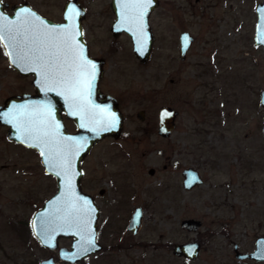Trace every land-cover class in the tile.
<instances>
[{
  "label": "rangeland",
  "instance_id": "obj_1",
  "mask_svg": "<svg viewBox=\"0 0 264 264\" xmlns=\"http://www.w3.org/2000/svg\"><path fill=\"white\" fill-rule=\"evenodd\" d=\"M4 1L10 7L20 2ZM34 1L47 17L61 19L65 0ZM82 1L88 9L85 38L92 54L105 60L102 88L120 97L126 122L121 138L102 140L83 163L84 191L97 185L104 249L77 264H264L235 257L236 246L252 252L264 237V49L255 43L256 7L264 0H160L150 17L155 42L145 64L128 34L113 36L111 0ZM184 31L195 41L183 61ZM29 77L10 66L0 43V104L32 91ZM164 105L180 117L162 141L157 127ZM141 109L146 122L137 117ZM40 159L10 142L0 126V264H39L50 256L70 264L42 247L32 231L34 212L57 191ZM187 167L204 180L190 191L182 186ZM138 206L144 217L135 235L127 227ZM185 219L202 226L184 230ZM195 240L203 242L197 260L173 254L176 243ZM60 246L70 247L71 239Z\"/></svg>",
  "mask_w": 264,
  "mask_h": 264
},
{
  "label": "water",
  "instance_id": "obj_2",
  "mask_svg": "<svg viewBox=\"0 0 264 264\" xmlns=\"http://www.w3.org/2000/svg\"><path fill=\"white\" fill-rule=\"evenodd\" d=\"M121 0H112V9L116 15V20L112 25L111 31L114 36H118L122 33L128 34L133 42V51L140 60L141 63L145 64L151 60L153 45L155 42V35L150 24V16L154 10H156L159 5V0H153L152 4L148 7L147 12L144 16V27H143V39L139 38V33L137 36L133 35L132 31L128 30V26L123 24L121 19ZM75 7L76 11L80 14L79 16L73 15L72 20H67L66 16L69 14V10ZM11 8V12H9ZM27 9L30 12H34L36 17H27L31 25L37 26L40 31L44 30V27L53 28L60 25L68 24L69 26H75V28L81 33L76 37L78 43L83 46L82 51L85 60L88 62V71L90 74L94 73L95 78L92 79V87L90 94H87L86 99L89 107L104 108L108 109L109 112L114 113L117 117V122L112 124L110 121H103L100 124L88 123L86 127H81L82 121L80 116L72 115L71 112L75 109L70 107V100L66 98V95H58L57 93L61 91L57 88L56 91H48L40 86V77L37 72L25 71L23 70V65L19 67L12 61L14 56H9L8 53L12 52V47L7 41H0L4 51L6 53L8 62L13 69L22 76H34L35 80L33 85L35 87V94L23 93L21 95H14L7 98L3 104L0 105V125L8 127L7 139L11 142L20 144L26 148L36 150L41 158V163L44 166L45 173L47 175L53 176L56 179L57 191L56 193L47 199L43 206L36 210L32 216V231L35 238L38 240L40 245L51 252H58V257L60 261L67 262L70 264H77L87 257L99 253L103 246L99 242V217L100 208L96 203L93 196L83 191L82 180L84 177L83 162L90 155L93 148L105 138L119 139L124 130V115L120 110L119 103L117 99L109 94H106L99 87V83L105 74V60L103 58H94L90 54V48L85 38V28L84 20L86 18V10L79 5L77 0L69 1L64 8V21L55 22L50 18H46L39 14L29 3L22 4L20 6L13 5L10 7L9 2L0 0V14L6 16L9 21L16 20L19 18L20 13ZM257 13V23L255 27V43L256 45L262 46L264 49V1L259 3L256 7ZM40 20L45 22V25H40ZM6 22V21H5ZM135 31V29H133ZM188 36L187 45L184 44L183 37ZM29 40L32 39L31 34H29ZM181 47H180V58L182 60L186 59V53L192 43L194 42V37L189 32L182 33L180 37ZM95 65V68H92ZM37 104H50L52 112L54 114V122H58L60 125L59 134L62 137L70 138L71 140L80 141V144L73 145V156H72V172H73V192L74 201L76 207L80 209L79 215L87 221V230L83 233L84 240L93 239L95 247L88 251L87 253H80L81 244H84V240L81 239V234L78 232L75 226L68 227L64 223V217L67 213V205L65 203V179L63 174L57 176L55 174L59 169H53L49 164L46 163L45 157L41 156V147L30 146L34 144V141L22 142L23 137L20 130L17 129L14 123H8V121L2 118L3 114L11 112L14 108L19 109L24 105H37ZM260 104L264 108V90L260 93ZM170 113L169 116H164V113ZM179 112L170 106H163L159 111V134L163 137H169L172 131L176 127V119ZM65 115V117H64ZM139 118L144 119V111L139 112ZM66 119L71 120L75 126L76 131L72 132L68 129L66 125ZM264 122V116H263ZM264 135V125L262 128ZM153 169L150 173H153ZM196 176V181L188 186V181L192 176ZM204 181L200 173L194 168H188L184 171V188L190 190ZM87 201V203H85ZM139 213V216H137ZM143 212L140 207L136 208L134 211L131 221L129 223L128 229L133 231L135 234L139 231L142 223ZM202 226V222L196 219H185L181 222V227L184 230L196 232ZM54 235V239L51 240V246L45 241L49 236ZM62 239H71V246L64 247L60 246V241ZM256 248L252 252L243 253L235 248V257L238 260H252L260 263H264V237H260L255 242ZM88 247V245H84ZM201 245L198 242H189L183 244H176L174 248V254L179 257H185L189 260H196L199 256ZM77 254V255H73ZM70 257V258H66ZM39 264H57L54 256H50L43 259Z\"/></svg>",
  "mask_w": 264,
  "mask_h": 264
},
{
  "label": "snow or ice",
  "instance_id": "obj_3",
  "mask_svg": "<svg viewBox=\"0 0 264 264\" xmlns=\"http://www.w3.org/2000/svg\"><path fill=\"white\" fill-rule=\"evenodd\" d=\"M152 2L153 0H121L122 22L128 26V30L132 31L134 36L139 33L141 41L144 16ZM79 14L73 7L69 10L66 19L72 20L73 15L79 16ZM30 16L36 17V14L27 9L20 13L18 19L12 21L0 14V41H7L12 47L13 51L8 53L9 56H14L12 62L18 67L23 65L25 71L37 72L40 77V86L46 92L60 88L61 91L57 94L66 95L71 102L70 107L75 109L71 114L80 116L81 120L86 122L82 123L81 127H86L88 123L100 124L105 120L115 124L117 117L114 113L104 108L93 109L87 102L86 96L90 94L92 79L95 76L94 73H89L88 62L82 51L83 46L76 39L81 33L75 26L68 24L53 28L45 26L44 30L40 31L37 26L31 25L26 19ZM36 19L39 20V17ZM40 25H45V22L40 20ZM29 34L32 36L31 40L28 38ZM188 39L187 35L183 37L185 45ZM92 68L94 69L95 65H92ZM169 115L170 113H164V116ZM2 118L8 123H14L21 131L22 142L34 141L35 143L30 146L35 147L43 145L40 151L41 156L45 157L46 163L53 169H59L55 172L58 177L63 174L67 205V213L63 218L64 223L68 227L75 226L81 234V239L84 240L83 233L87 230V221L79 215L80 209L76 207L72 185L73 145L81 142L60 136V125L54 122L50 104L24 105L3 114ZM196 179L193 175L188 181V186H191ZM53 239L54 235H51L45 242L51 246L50 242ZM85 244L88 247L84 246ZM94 247L93 239L84 240L80 253H87Z\"/></svg>",
  "mask_w": 264,
  "mask_h": 264
},
{
  "label": "flooded vegetation",
  "instance_id": "obj_4",
  "mask_svg": "<svg viewBox=\"0 0 264 264\" xmlns=\"http://www.w3.org/2000/svg\"><path fill=\"white\" fill-rule=\"evenodd\" d=\"M69 1H71V0H65V2H64V6H63V8H62V13H61V19L60 20H55V19H52V18H50V19H52V20H54L55 22H62V21H64V8H65V6H66V4L69 2ZM78 2H79V5L81 6V7H83L85 10H86V18H85V20H84V22L85 21H87V19H88V9L86 8V6L84 5V2L82 1V0H77ZM160 1V0H159ZM197 2L199 1V0H196ZM35 1L34 0H20V2H17V3H14L13 5H18V6H20V5H22V4H25V3H29L39 14H41L42 16H44V17H46V18H49V17H47L45 14H43V13H41L38 9H36V5H35V3H34ZM160 5H161V2H160ZM160 5H159V7L156 9V10H154L153 12H152V14H151V16L160 8ZM110 6H111V9H110V12H111V14L113 13V15H114V19H113V21H112V25H113V23L115 22V20H116V15H115V13H114V11H113V9H112V0H111V2H110ZM9 12H11V8H9V10H8ZM150 16V17H151ZM151 19V18H150ZM111 28H112V26H111ZM112 32V31H111ZM184 32H188V31H184ZM184 32H182V33H184ZM182 33L180 34V37H181V35H182ZM190 33V32H189ZM113 34V33H112ZM123 34H125V33H123ZM191 34V33H190ZM114 36V35H113ZM85 37H86V30H85ZM114 37H117V36H114ZM87 40V39H86ZM194 41H195V38H194ZM179 43H180V47H181V42H180V38H179ZM194 43V42H193ZM192 43V44H193ZM88 45H89V43H88ZM192 46V45H191ZM191 46H190V48H191ZM89 48H90V45H89ZM189 48V49H190ZM189 49H188V51H189ZM187 51V52H188ZM90 54H91V56L92 57H94V58H98V57H95L93 54H92V52H91V49H90ZM179 57H180V49H179ZM186 58H187V53H186ZM181 59V58H180ZM182 60V59H181ZM184 61V60H183ZM29 78H31V85H32V88H33V90L32 91H29V92H25V93H30V94H35V87H34V85H33V82H34V80H35V77L34 76H30ZM104 78H105V76L102 78V80L100 81V83H99V87L101 88V90L103 91V92H105L106 94H109V95H111V96H113V97H115L116 99H117V101H118V103H119V107H120V110L122 111V113H123V115H124V129H125V122H126V115H125V113H124V108H123V103H122V101H121V99H120V97L119 96H117V95H115L113 92H109V91H106V90H104L103 88H102V83H103V81H104ZM23 94V93H22ZM4 103V102H3ZM1 105V104H0ZM164 106H168V105H164ZM163 107V106H162ZM171 107V106H170ZM173 108V107H172ZM160 109H161V107H160ZM160 109H159V111H160ZM174 109V108H173ZM176 110V109H175ZM141 111H144V113H145V115H144V119L143 120H141L140 118H139V112H141ZM178 111V110H177ZM179 112V111H178ZM64 117H65V115H64ZM137 117H138V119L141 121V122H146L147 121V113H146V110H144V109H141V110H139L138 111V113H137ZM180 117V112H179V114H178V117H177V119H176V127H175V129L172 131V134L169 136V137H163V136H161L160 134H159V112H158V129H157V132H158V135L160 136V138H161V140L162 141H164V140H168L172 135H173V133H174V131L177 129V120H178V118ZM68 123H72V125L75 127V129H74V131H76V126H75V124L71 121V120H68V119H66V125L68 124ZM0 126H2V125H0ZM68 126V125H67ZM2 127H5L6 128V130L8 131V127H6V126H2ZM70 130V129H69ZM71 131V130H70ZM74 131H72V132H74ZM123 132H124V130H123ZM122 135H123V133H122ZM121 135V136H122ZM108 138H110V137H108ZM108 138H105V139H108ZM121 138V137H120ZM104 139V140H105ZM11 142V141H10ZM102 142V141H101ZM100 142V143H101ZM12 143H15V142H12ZM99 143V144H100ZM98 145H96L95 146V148L97 147ZM31 150H33V149H31ZM33 151H35L36 152V154H38L37 153V151L36 150H33ZM161 152L162 153H165L164 152V150H161ZM39 155V154H38ZM41 160V159H40ZM85 161V160H84ZM84 163V162H83ZM41 166H42V168L44 169V166L42 165V163H41ZM188 168H194L195 170H197L198 171V169L197 168H195V167H187V168H185L183 171H182V175H183V182H184V171L186 170V169H188ZM153 169V168H152ZM151 170V169H150ZM154 171H153V173H150V171H149V173L151 174V175H154L155 174V169H153ZM199 172V171H198ZM44 173H45V169H44ZM200 173V172H199ZM46 174V173H45ZM47 175V174H46ZM85 175V174H84ZM201 175V174H200ZM50 176V175H49ZM52 177V176H51ZM202 177V176H201ZM203 179V178H202ZM115 180H117L118 181V179H115V178H113L112 179V181H110L109 183H111V185H112V187L114 188V186H113V181H115ZM122 181V180H121ZM204 181V180H203ZM182 186H183V189H185L184 188V185H183V183H182ZM82 188H83V184H82ZM94 189H93V191H92V193H88V194H90L91 196H93V198L95 199V201H96V203L98 204V206H99V208H100V216H101V206L99 205V203H98V200H97V197H96V194H95V189H97V185L95 186V187H93ZM195 188V187H194ZM194 188H192V189H190V190H193ZM114 190H115V188H114ZM186 190V189H185ZM190 190H187V191H190ZM83 191H84V188H83ZM116 191V190H115ZM85 192V191H84ZM117 192V191H116ZM115 192V193H116ZM106 193H107V191L104 189V188H100L99 189V196L100 197H105L106 196ZM114 196H116L117 197V194H114ZM115 198V197H114ZM138 207H140L141 209H142V212H143V217H144V210H143V208H142V206H138ZM138 207H136V208H138ZM136 208L134 209V211L136 210ZM134 213V212H133ZM133 215V214H132ZM100 218V217H99ZM131 218H132V216H131ZM130 221H131V219H130ZM130 223V222H129ZM142 223H143V218H142ZM142 223H141V226H142ZM98 225H99V223H98ZM128 226H129V224H128ZM99 227V226H98ZM141 228V227H140ZM201 228V227H200ZM127 229H128V227H127ZM129 230V229H128ZM129 231H131V230H129ZM139 231H140V229H139ZM138 231V232H139ZM133 232V231H132ZM138 232L136 233V234H138ZM133 234H135L134 232H133ZM135 234V235H136ZM98 238H99V233H98ZM100 242V241H99ZM192 242H198V243H200V245H201V249H200V252H199V256H200V253H201V251H202V248H203V242H201V241H199V240H195V241H192ZM186 243H189V242H186ZM176 244H183V243H176ZM175 244V245H176ZM175 245H174V248H175ZM103 246V245H102ZM174 248H173V254H174ZM236 248V247H235ZM103 249H104V246H103ZM103 249L100 251V252H102L103 251ZM238 249H239V246H238ZM240 250V249H239ZM175 255V254H174ZM199 256H198V258H199ZM182 258H184L183 260H185V262H187V261H195V260H189V259H186L185 257H182ZM197 258V259H198ZM196 259V260H197Z\"/></svg>",
  "mask_w": 264,
  "mask_h": 264
},
{
  "label": "trees",
  "instance_id": "obj_5",
  "mask_svg": "<svg viewBox=\"0 0 264 264\" xmlns=\"http://www.w3.org/2000/svg\"><path fill=\"white\" fill-rule=\"evenodd\" d=\"M29 226V225H28Z\"/></svg>",
  "mask_w": 264,
  "mask_h": 264
}]
</instances>
